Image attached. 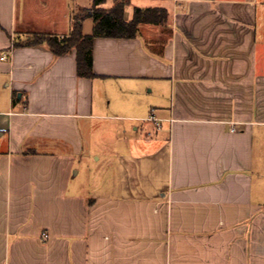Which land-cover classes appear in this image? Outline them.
Here are the masks:
<instances>
[{
	"label": "crops",
	"instance_id": "crops-1",
	"mask_svg": "<svg viewBox=\"0 0 264 264\" xmlns=\"http://www.w3.org/2000/svg\"><path fill=\"white\" fill-rule=\"evenodd\" d=\"M92 2L0 0V264H264V0H128L166 24L95 38L93 79L25 44Z\"/></svg>",
	"mask_w": 264,
	"mask_h": 264
},
{
	"label": "trees",
	"instance_id": "trees-1",
	"mask_svg": "<svg viewBox=\"0 0 264 264\" xmlns=\"http://www.w3.org/2000/svg\"><path fill=\"white\" fill-rule=\"evenodd\" d=\"M104 0H93L92 31L83 34L81 26L76 25L68 35L32 34L26 45L45 44L55 56L65 55L75 50L76 74L78 77L93 79L97 77L92 68L93 41L97 37L131 38L136 35L138 26L143 23L166 24L167 11L164 8H133L132 18L124 19L128 0H114L110 9L96 8Z\"/></svg>",
	"mask_w": 264,
	"mask_h": 264
},
{
	"label": "rangeland",
	"instance_id": "rangeland-1",
	"mask_svg": "<svg viewBox=\"0 0 264 264\" xmlns=\"http://www.w3.org/2000/svg\"><path fill=\"white\" fill-rule=\"evenodd\" d=\"M87 21H85V27L87 29V31H89V23L93 25L92 23V19L90 17L86 18ZM92 28L90 30V32H86V33H91ZM121 124V122H119ZM95 157L91 159H89V164L93 165V161H94ZM262 174V180L264 182V140L263 142H259L257 140L256 145H255V168L253 171V175H254V179L257 185H259L260 183V176L259 174ZM92 174H90L89 171H83L81 169L80 174L78 176L77 179H79L80 181L83 182L85 188L87 189V192H89L91 194V191L94 189L95 187V183H96V178L93 179L91 177ZM259 181V182H258Z\"/></svg>",
	"mask_w": 264,
	"mask_h": 264
},
{
	"label": "built area",
	"instance_id": "built-area-1",
	"mask_svg": "<svg viewBox=\"0 0 264 264\" xmlns=\"http://www.w3.org/2000/svg\"><path fill=\"white\" fill-rule=\"evenodd\" d=\"M6 58H7V57L4 56V55H3L2 57H0L1 60H5ZM148 120L153 121L154 124H155V126H156L157 128L160 127V123H159V121H158L153 115H150L149 118H148ZM231 130L233 131L234 128H232Z\"/></svg>",
	"mask_w": 264,
	"mask_h": 264
}]
</instances>
